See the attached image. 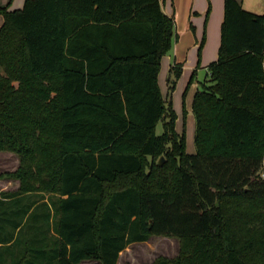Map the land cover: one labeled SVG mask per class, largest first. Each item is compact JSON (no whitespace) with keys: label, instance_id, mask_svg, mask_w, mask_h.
<instances>
[{"label":"trees","instance_id":"obj_1","mask_svg":"<svg viewBox=\"0 0 264 264\" xmlns=\"http://www.w3.org/2000/svg\"><path fill=\"white\" fill-rule=\"evenodd\" d=\"M224 11L190 155L159 88L178 40L160 0L0 7V152L19 160L0 178L20 184L0 192L9 264H118L153 237L179 252L151 264H264V15Z\"/></svg>","mask_w":264,"mask_h":264},{"label":"rangeland","instance_id":"obj_2","mask_svg":"<svg viewBox=\"0 0 264 264\" xmlns=\"http://www.w3.org/2000/svg\"><path fill=\"white\" fill-rule=\"evenodd\" d=\"M191 34L193 36V33ZM178 35L179 40L182 41L178 55V60L181 59L179 63L182 65V75L177 80L174 91L171 92L168 81L169 71L176 54V51L172 50L163 59V68L159 75V88L163 98H170L171 100L172 108L178 117L176 130L179 134L185 136L187 154L194 155L197 151L195 143L197 125L193 114V100L199 82H203L207 77L208 66L213 62V58L211 51L208 50L203 53L201 44H198V46H195V43L189 45L186 35H181L179 32ZM219 48L216 53L219 52ZM162 133L163 124L160 122L157 126V134L161 135ZM18 166L19 160L15 154L0 152V174L13 173ZM12 181L17 180L7 177L0 178V189L9 188L13 190L18 184ZM178 252L179 242L177 239L153 237L146 243L131 245L121 254L118 264H151L160 256L174 258L178 255ZM92 262L85 264H94L96 261Z\"/></svg>","mask_w":264,"mask_h":264},{"label":"crops","instance_id":"obj_3","mask_svg":"<svg viewBox=\"0 0 264 264\" xmlns=\"http://www.w3.org/2000/svg\"><path fill=\"white\" fill-rule=\"evenodd\" d=\"M160 1L162 3V8L165 14L169 17L174 18L176 25V32L178 31L179 34L186 35L189 45L195 43V46H198V44H202L203 41V46H202L203 53L208 50L211 51L213 58L212 60L213 62H215L218 58V53H216V51L221 44V27L224 21L225 0H160ZM237 1L242 5V7L246 11L255 13L257 15H264V0H237ZM24 3L25 0H0V7L7 8L9 11H14L23 8ZM3 24H4V17L3 15L0 14V28L2 27ZM191 33H193V36ZM181 43L182 41L179 40V35H178V40L175 41L173 46V50L176 51V54L174 60L171 62L170 69L175 63H179V61H181V59L178 60ZM162 68H163V60H162L161 69ZM12 182L18 184L13 190L6 188V189H0V192L16 191L19 188V182L18 181H12ZM4 201L10 202L9 199H4ZM0 223L2 222L0 221ZM8 229L9 231L11 230L10 228ZM5 230L0 229V237L6 236L5 233H7L8 230L7 232ZM12 242H9L6 245L0 243V247H1L0 255L3 256L2 261H4L5 264L11 263L12 256H10L9 252L3 246L10 247L12 245ZM123 252H121V254ZM85 263H93V262L86 261L81 264H85ZM94 264H97V262H95Z\"/></svg>","mask_w":264,"mask_h":264},{"label":"water","instance_id":"obj_4","mask_svg":"<svg viewBox=\"0 0 264 264\" xmlns=\"http://www.w3.org/2000/svg\"><path fill=\"white\" fill-rule=\"evenodd\" d=\"M164 161H165V159H164V157H162V158L160 159V164L164 163Z\"/></svg>","mask_w":264,"mask_h":264}]
</instances>
